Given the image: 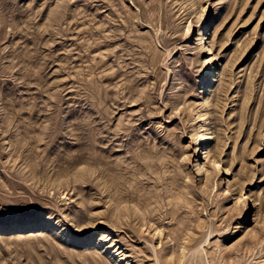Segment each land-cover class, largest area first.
<instances>
[{
	"label": "rangeland",
	"instance_id": "374dc122",
	"mask_svg": "<svg viewBox=\"0 0 264 264\" xmlns=\"http://www.w3.org/2000/svg\"><path fill=\"white\" fill-rule=\"evenodd\" d=\"M0 264H264V0H0Z\"/></svg>",
	"mask_w": 264,
	"mask_h": 264
},
{
	"label": "bare ground",
	"instance_id": "6f19581e",
	"mask_svg": "<svg viewBox=\"0 0 264 264\" xmlns=\"http://www.w3.org/2000/svg\"><path fill=\"white\" fill-rule=\"evenodd\" d=\"M210 137V134H202L201 137L204 139H208ZM108 166V165H107ZM117 167V166H116ZM194 240V238L192 236L188 237V242H192ZM171 248V247H170Z\"/></svg>",
	"mask_w": 264,
	"mask_h": 264
}]
</instances>
